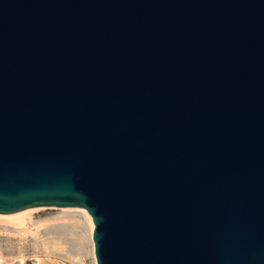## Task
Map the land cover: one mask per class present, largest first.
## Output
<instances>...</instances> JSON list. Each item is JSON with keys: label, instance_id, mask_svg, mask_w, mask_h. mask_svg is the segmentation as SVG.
Listing matches in <instances>:
<instances>
[{"label": "water", "instance_id": "obj_1", "mask_svg": "<svg viewBox=\"0 0 264 264\" xmlns=\"http://www.w3.org/2000/svg\"><path fill=\"white\" fill-rule=\"evenodd\" d=\"M34 207L96 264H264V0H0V214Z\"/></svg>", "mask_w": 264, "mask_h": 264}, {"label": "rangeland", "instance_id": "obj_2", "mask_svg": "<svg viewBox=\"0 0 264 264\" xmlns=\"http://www.w3.org/2000/svg\"><path fill=\"white\" fill-rule=\"evenodd\" d=\"M20 221L0 216V264H95L77 209L34 207Z\"/></svg>", "mask_w": 264, "mask_h": 264}, {"label": "bare ground", "instance_id": "obj_3", "mask_svg": "<svg viewBox=\"0 0 264 264\" xmlns=\"http://www.w3.org/2000/svg\"><path fill=\"white\" fill-rule=\"evenodd\" d=\"M32 209H36V208H28V209H25L23 211L13 213V214H0V216H5V218L9 219L12 222L20 221L28 212H31ZM66 209H77L80 211L81 213L80 217L83 219V222H84L83 224H85V226L87 227L89 237L92 240V232H93L94 225H93L92 218L89 215V213L84 208H66ZM93 254H94V250H93Z\"/></svg>", "mask_w": 264, "mask_h": 264}]
</instances>
